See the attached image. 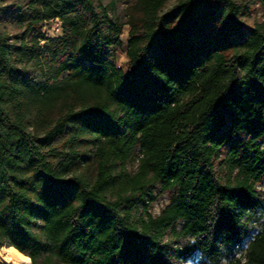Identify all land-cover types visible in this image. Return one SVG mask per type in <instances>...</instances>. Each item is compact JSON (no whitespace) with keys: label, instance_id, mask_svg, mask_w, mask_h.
<instances>
[{"label":"trees","instance_id":"16d2710c","mask_svg":"<svg viewBox=\"0 0 264 264\" xmlns=\"http://www.w3.org/2000/svg\"><path fill=\"white\" fill-rule=\"evenodd\" d=\"M168 1L133 0L122 22L116 0H27L19 44L0 29V245L31 264H174L167 230L188 238L176 259L264 264V225L249 235L264 216V22L246 32L237 0ZM54 18L65 35L42 43ZM125 24L123 69L109 50ZM155 183L168 204L137 216Z\"/></svg>","mask_w":264,"mask_h":264},{"label":"rangeland","instance_id":"374dc122","mask_svg":"<svg viewBox=\"0 0 264 264\" xmlns=\"http://www.w3.org/2000/svg\"><path fill=\"white\" fill-rule=\"evenodd\" d=\"M109 0H103L104 4H107ZM176 0H169L166 3L165 9L169 8ZM27 0H6L3 3V9L0 12V29L1 31L7 33L9 36V42L15 46L19 44L21 37L24 34L25 24L19 21L17 11L19 9H23L24 5L26 4ZM133 0H116L117 7L116 12L119 16L120 20L124 22L127 18V9L131 5ZM237 2L242 4V9L240 11V18L244 22V26L246 32H249L252 27H254L257 23L264 22V9L260 3V0H237ZM129 25L125 24L122 29V34L120 35L121 45L110 47L109 50V58L112 60L117 66L126 69L127 67V40L129 38ZM34 35H39L42 40L41 42L45 41L46 38L51 37H64V29L62 26V22L56 20V18L52 20H48L44 22V25L41 28V31L33 33ZM32 33L27 34V39L33 35ZM59 43H55L53 46V50L58 48ZM63 53V52H62ZM61 55V54H60ZM60 55L57 56L55 60H49L48 63L43 64L41 68L37 67V65L27 64V73L28 75L36 81L45 80L48 73V66H52L55 61H58ZM47 71V72H46ZM46 72V73H45ZM227 150V146H225L222 151L219 153V156L215 160V171L217 177L224 181L229 176H232L234 172H230L228 165L226 164L224 157L225 152ZM140 155V146H136L131 159L127 163V171L129 173H133L136 171L137 164H138V157ZM87 170H90L88 167ZM257 190L261 195V198H264V182H260L257 185ZM173 191L170 190H162L158 183L153 184L150 187L149 195L147 199L142 202L139 201L137 203L136 211L137 216H139L143 212V207H147V210L151 215H157L160 210L168 204L170 197L172 196ZM260 214V215H259ZM256 217L249 223V235H252L256 231L260 229L262 225H264V216L261 211L258 212ZM175 236L172 235L170 230H167L164 236V241H166L169 245V258L170 261L174 262V264H196L194 260L195 256H191L188 259H176V251L175 247L180 246L188 240V238H174ZM249 237H246L244 240V244L242 245L240 251L237 252L236 256H239L246 247V242L248 241ZM225 263V262H223ZM17 264V263H12Z\"/></svg>","mask_w":264,"mask_h":264},{"label":"bare ground","instance_id":"6f19581e","mask_svg":"<svg viewBox=\"0 0 264 264\" xmlns=\"http://www.w3.org/2000/svg\"><path fill=\"white\" fill-rule=\"evenodd\" d=\"M31 264V259L14 246L0 245V264Z\"/></svg>","mask_w":264,"mask_h":264},{"label":"built area","instance_id":"2783aa9c","mask_svg":"<svg viewBox=\"0 0 264 264\" xmlns=\"http://www.w3.org/2000/svg\"><path fill=\"white\" fill-rule=\"evenodd\" d=\"M50 20H52V19H50ZM56 20H58L59 21V19L58 18H56ZM48 21V20H47ZM46 22V21H45ZM44 42V41H43Z\"/></svg>","mask_w":264,"mask_h":264}]
</instances>
